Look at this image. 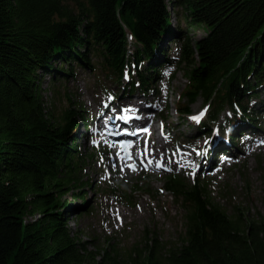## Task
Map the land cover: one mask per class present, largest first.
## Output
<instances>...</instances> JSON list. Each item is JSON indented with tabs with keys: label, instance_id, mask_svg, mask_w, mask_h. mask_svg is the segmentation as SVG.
Returning <instances> with one entry per match:
<instances>
[{
	"label": "trees",
	"instance_id": "obj_1",
	"mask_svg": "<svg viewBox=\"0 0 264 264\" xmlns=\"http://www.w3.org/2000/svg\"><path fill=\"white\" fill-rule=\"evenodd\" d=\"M168 4L180 10L177 24ZM191 27L204 34L191 37ZM166 41L177 47L175 61ZM171 61L187 68L181 118L200 97L209 105L197 134L212 133L225 110L233 118L219 126L229 138L243 125L264 130L252 103L264 90V0H0V264H264V214L240 205L227 211L208 183L177 173L162 188L184 211L175 246L146 231L126 254L110 238L107 248L90 249L70 225L72 212L77 220L92 211L85 188L94 185L83 173L92 156L78 143L89 114L77 104L57 113L46 93L55 98V80L77 65L100 70L104 93L107 82L117 88L114 101L152 96ZM145 193L154 194L148 181Z\"/></svg>",
	"mask_w": 264,
	"mask_h": 264
},
{
	"label": "rangeland",
	"instance_id": "obj_2",
	"mask_svg": "<svg viewBox=\"0 0 264 264\" xmlns=\"http://www.w3.org/2000/svg\"><path fill=\"white\" fill-rule=\"evenodd\" d=\"M168 7L173 14V24H177L179 8L176 10L171 4H168ZM188 33L196 39L203 35L204 31L191 27ZM165 44L169 58L175 61L178 57L176 45L172 41H166ZM174 61L161 67L153 81L155 93L152 96L135 94L129 98L125 94L121 96L125 101L121 98L113 101L111 94L117 90L116 86L107 82L104 86L111 90L108 89L106 91L108 94H104V87L100 86L97 80L102 74L101 71L83 70L77 65L74 67L75 71L69 73L65 79L55 80V84L59 85V94L56 95L58 97L54 98L49 92L46 93L48 97L52 96L57 113L71 107L72 104H77L90 116V121H87L86 137L80 138L78 143L82 152L92 156L83 170L85 179L89 178L94 185L93 190L85 188L90 196L88 202L92 211L90 214L80 215L77 220L73 212L70 214L72 228L83 231L84 234L81 236L83 241H92L90 249H93L95 243L102 250L107 248L106 238H110L112 242L117 243L120 252L126 254L130 252L132 246L142 242L146 231L158 234L167 248L175 246L183 231L184 211L170 193L162 191L164 179L170 173H178L190 183L197 178L208 183L212 197L227 211H231L234 205H240L249 208L251 214L257 212L264 214V131L252 130L243 125L241 131L247 130V133L246 136L237 137L239 146L227 149L231 156L218 161L221 162L218 170L213 166L208 171L205 168L206 161L203 159L207 140H201L202 134H197L196 131L199 120L193 119L201 118L204 114L205 102L202 97L198 98L190 106L191 114L184 119L177 113V105L186 100L183 94L187 90L188 79L187 68L184 65H173ZM43 77L44 86L52 82L50 75L45 74ZM263 102L264 90H261L258 96L252 99V103L256 104L255 116L258 124L264 127V109L261 107ZM136 105L146 109L136 115L143 113L145 115L148 112L150 121L147 130L161 141L159 153L162 160L156 158L151 163L160 169L150 168L148 164L151 161L142 165L138 159H142L147 152L150 141L153 146L149 150L158 149V143L152 138H143L142 146L134 144L137 142L135 138L130 142L135 145L132 152L116 156L110 149L113 145L112 139L104 134L107 133L109 119L117 115L120 118L125 110L134 113ZM97 116L100 117L96 120ZM227 118H233L232 111H223L218 124L224 126ZM99 121L107 124V130L105 128L103 131V128L99 127L100 124L97 123ZM219 125L215 128L219 133L217 130L214 131L218 137L224 135L226 131ZM224 142L225 139L221 144ZM229 145L227 143V146ZM146 181L154 192L152 196L145 193ZM245 182L249 183L247 191ZM136 183L142 186V190L133 191ZM130 194L133 195L132 198L129 197ZM66 198L73 201L70 195ZM128 198L131 199L130 202Z\"/></svg>",
	"mask_w": 264,
	"mask_h": 264
},
{
	"label": "bare ground",
	"instance_id": "obj_3",
	"mask_svg": "<svg viewBox=\"0 0 264 264\" xmlns=\"http://www.w3.org/2000/svg\"><path fill=\"white\" fill-rule=\"evenodd\" d=\"M129 37H132V35L131 34H129ZM132 45H135L134 43H132L130 46H129V49H132V48H135V46H132ZM126 95H128V97L130 98V94L129 93H126ZM131 96H133V95H131ZM136 98V97H135ZM121 100L122 101H125V98H121ZM132 100V99H131ZM130 100V101H131ZM134 100V99H133ZM111 107V106H110ZM109 107V108H110ZM108 108V109H109ZM130 108H132V107H130ZM141 110H146L144 107H142V106H135V110L133 109V111H134V114H132L130 117H131V119L132 120H135L134 118H135V115L138 113V112H141ZM90 117V116H89ZM98 117H100V116H97L96 117V119L98 118ZM120 119H119V116L117 115L116 117H114V120H112V121H119ZM132 120L131 121H128V125L129 126H132L133 125V123H132ZM109 121H111V119H109ZM146 127L147 128H149V125H148V121H150V118H147L146 120ZM94 122H96V120H94ZM99 122H101V121H99ZM136 123H138V124H143V122H141V121H137L136 120ZM99 124V123H98ZM144 124H145V122H144ZM144 126V125H143ZM142 126V127H143ZM150 130H145V129H143V130H140V133L138 134H136V135H133L134 136V140H135V138L137 139V142L135 143V144H141V146H142V142H141V140L143 139V138H152V140L153 141H155V142H157L158 143V149H156V150H149L150 149V147L151 146H153V144L151 143V141H150V144H148L147 145V147H148V150H147V152L142 156V159L141 158H138L139 160H140V162H141V164L142 165H144L145 163H147L148 161H151L150 162V164H148V166L150 167V168H152V169H160L159 168V166H157V165H155L154 163H153V165L151 164L156 158H159L160 160H162V158H161V153H159V147H160V143H161V141H159V140H157V138L155 137V135L153 136L150 132H149ZM81 138H83V136L81 135L80 136ZM112 137H117V136H112ZM119 138H113V145H111L110 146V149L111 150H113L114 151V154L116 155V156H118L119 154H122L123 156H124V152H131V151H133V149H134V144L131 146V150H128V149H126L125 148V146L127 145V144H124V145H120V146H118V148L119 149H116L115 147H116V145H117V142L118 141H121V140H123V139H120V140H118ZM202 141H203V139H201ZM126 141H128V140H126ZM126 163V162H125Z\"/></svg>",
	"mask_w": 264,
	"mask_h": 264
},
{
	"label": "snow or ice",
	"instance_id": "obj_4",
	"mask_svg": "<svg viewBox=\"0 0 264 264\" xmlns=\"http://www.w3.org/2000/svg\"><path fill=\"white\" fill-rule=\"evenodd\" d=\"M193 119H195V120H197V121H198V120H199V117H193Z\"/></svg>",
	"mask_w": 264,
	"mask_h": 264
}]
</instances>
